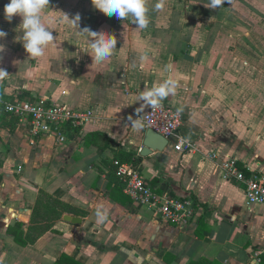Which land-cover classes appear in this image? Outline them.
<instances>
[{
    "label": "crops",
    "instance_id": "1",
    "mask_svg": "<svg viewBox=\"0 0 264 264\" xmlns=\"http://www.w3.org/2000/svg\"><path fill=\"white\" fill-rule=\"evenodd\" d=\"M6 3L0 0L7 33L0 68L8 74L0 78V264H264V205H249L244 185L224 180L218 167L234 159L246 178L264 176V0H225L216 9L209 0H145V29L104 15L91 0H49L42 20L55 40L39 58L17 40L21 18L9 22ZM61 13H79L81 28L114 35L113 54L93 64L89 43ZM169 78L178 87L160 103L181 112L180 135L196 150L180 154L171 143L142 156L141 117L151 107L142 93ZM33 95L88 121L65 126L62 144L35 135L5 110ZM210 153L217 158H205ZM118 154L140 159L123 163L159 193L190 198L195 220L169 225L134 204L113 176ZM40 191L69 212L25 247L14 235H27Z\"/></svg>",
    "mask_w": 264,
    "mask_h": 264
},
{
    "label": "built area",
    "instance_id": "2",
    "mask_svg": "<svg viewBox=\"0 0 264 264\" xmlns=\"http://www.w3.org/2000/svg\"><path fill=\"white\" fill-rule=\"evenodd\" d=\"M6 112L21 122L31 125L35 135L46 134L62 144L68 138L65 126L77 128L88 121V115L76 113L68 106L52 104L43 97L31 96L16 99L5 105ZM144 128L162 136L172 143L173 149L180 154L192 153L196 146L180 135L183 116L177 109L162 103L151 106L142 117ZM215 160L217 155L205 156ZM117 175L124 184V192L134 204L148 207L164 223L185 226L192 223L196 210L190 198L176 197L170 192L159 193L132 165L115 162ZM224 180H235L244 185L248 204L264 205V176L253 175L246 178L234 159L225 160L218 165Z\"/></svg>",
    "mask_w": 264,
    "mask_h": 264
},
{
    "label": "clouds",
    "instance_id": "3",
    "mask_svg": "<svg viewBox=\"0 0 264 264\" xmlns=\"http://www.w3.org/2000/svg\"><path fill=\"white\" fill-rule=\"evenodd\" d=\"M225 0H209L208 8L216 9ZM91 3L98 11L108 17L115 16L117 19H130L137 29H145L149 24L148 8L145 0H91ZM49 5V0H8L4 5V16L10 22L13 17H20L21 23L18 27L20 35L17 40L22 44L23 49L29 57L39 58L45 55L49 45L53 44L55 37L42 20V13ZM156 9L162 8V3L156 4ZM64 22L70 28L76 30L79 37L90 45L89 55L93 64H99L107 60L116 48L117 39L105 31H94L89 27H80L81 15L76 13L72 18L68 14L61 13ZM7 33L0 29V41L4 40ZM4 52V45L0 43V53ZM2 59V57H0ZM30 76L31 73H28ZM5 70L0 68V78L7 77ZM178 87L177 81L169 78L153 82L151 86L145 85L142 99L145 105L158 106L159 103L171 94H174ZM97 222L103 223L106 215L97 210Z\"/></svg>",
    "mask_w": 264,
    "mask_h": 264
},
{
    "label": "trees",
    "instance_id": "4",
    "mask_svg": "<svg viewBox=\"0 0 264 264\" xmlns=\"http://www.w3.org/2000/svg\"><path fill=\"white\" fill-rule=\"evenodd\" d=\"M23 95H25V92L19 94L20 98ZM116 159L115 162L121 164H124L123 162L132 161V163L137 166L140 163V159H135L132 155L118 154ZM114 168L113 176H115V179L117 178L119 180L120 178L117 175L115 164ZM109 176L112 179L110 174ZM66 212H69V207L67 205L49 196L44 191H40L33 212L32 225L29 228L27 235L24 236V233L20 232L19 236L18 234H15L16 232L12 230L9 231L15 234V240L18 244L25 247L28 245H34L42 236L54 230L56 222L60 220L63 213ZM69 264L73 263L69 262Z\"/></svg>",
    "mask_w": 264,
    "mask_h": 264
},
{
    "label": "water",
    "instance_id": "5",
    "mask_svg": "<svg viewBox=\"0 0 264 264\" xmlns=\"http://www.w3.org/2000/svg\"><path fill=\"white\" fill-rule=\"evenodd\" d=\"M168 146V141L164 139L162 136L154 133L153 131L148 130L144 143H143V149L141 151L142 156H148L151 155L154 152H161ZM64 220L72 223V224H78L80 223L78 219H75L70 216H65Z\"/></svg>",
    "mask_w": 264,
    "mask_h": 264
}]
</instances>
